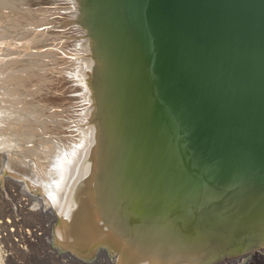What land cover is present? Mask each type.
<instances>
[{"label":"water","instance_id":"water-1","mask_svg":"<svg viewBox=\"0 0 264 264\" xmlns=\"http://www.w3.org/2000/svg\"><path fill=\"white\" fill-rule=\"evenodd\" d=\"M78 9L96 61L97 220L88 245H56L116 264L264 251V0Z\"/></svg>","mask_w":264,"mask_h":264},{"label":"bare ground","instance_id":"bare-ground-1","mask_svg":"<svg viewBox=\"0 0 264 264\" xmlns=\"http://www.w3.org/2000/svg\"><path fill=\"white\" fill-rule=\"evenodd\" d=\"M38 1L42 4L45 2ZM33 5H37V0H0V144L6 148L5 152L0 153V161L4 162L0 175L8 174L15 178L23 186V191L32 197V201L41 206L42 212L49 211L54 215L61 225L56 233L59 244L86 246L94 238L97 220L94 213V176L98 152L92 97L96 70L94 48L85 28L82 32L86 38H83L84 44L81 46L78 43L81 50L85 47V58L81 57V63L75 61L70 68L61 70V73L68 72L67 77H54L55 71L50 69V64L59 61L60 53L71 48L69 45L63 48L64 42L59 36V40L54 41L56 27L59 26L55 27L54 24L73 18H76L75 22L79 27L84 28L85 23L79 21L78 3L74 5L78 10L72 8L73 12L70 13L69 9L64 12L63 15L68 17L65 20L59 15L51 21L44 20L42 13H35L39 8L33 9ZM52 21H55L54 26ZM47 37L52 42L50 45L42 42ZM12 41L15 44L10 46L8 43L12 44ZM53 45L62 48L56 49L51 57H44L45 47ZM57 63L59 68L61 63ZM77 75H81L82 79ZM78 78V82L87 79L89 82H82L80 91L83 95L80 99L83 98L86 102L83 105L85 111L82 119L68 125L66 121L70 118L65 114L69 107L62 103L54 107L50 99L66 101L70 96L64 93V86L59 87L58 84ZM66 103L67 101L64 102L65 105ZM5 143L21 149L8 150ZM68 258L73 260L70 256ZM102 261L112 264L104 251L96 264H101ZM160 262L150 259L141 260L138 264ZM165 264H188V261L173 260Z\"/></svg>","mask_w":264,"mask_h":264},{"label":"rangeland","instance_id":"rangeland-1","mask_svg":"<svg viewBox=\"0 0 264 264\" xmlns=\"http://www.w3.org/2000/svg\"><path fill=\"white\" fill-rule=\"evenodd\" d=\"M77 1L78 0H45V2L42 4L40 3V1L37 0V5H33V9L39 8L38 9L39 11L36 9L37 11L35 10V13L36 12L42 13L44 20L51 21V20H54L55 17H59V15L62 16L61 17L62 20H65L66 18H68L66 15L65 16L63 15L65 14L64 13L65 11L67 12L68 9H69L68 10L69 12L70 11L73 12L74 9L78 10L77 9L78 7L77 8L75 7L76 4L78 3ZM47 15H49V17H52V19H48ZM69 20L59 22L60 24H57V25H56L57 22L54 24L55 21H52V25L54 24L55 27L59 25L58 27H56L57 29L55 30L57 31V34L54 38V41L59 40L58 38L60 37L62 42H64L63 48H66L67 45H69V47L71 46V48L70 49L67 48L64 51V53L63 52L60 53L59 61H55L53 65L50 64V69L52 71H55L53 72L55 73L54 77L55 76L62 77V75L64 77H67L68 72L61 73V70L62 69L64 70L65 68H68V67L70 68V65L76 62L81 63L83 61L82 59L85 58V53H84L85 47L83 50H81V46L84 44L83 40L86 39L85 36L82 35V32L83 30H85V28H83L82 26H81L82 28L77 26L75 22L76 18L69 19ZM78 33L81 35H79ZM50 37L43 38L42 42L45 43V45L47 44L50 45V43H52L50 40ZM10 42L8 43L10 46L15 44L13 41H12V44ZM78 43L81 44V46H79ZM60 48L62 47H58L55 45L45 47L44 57H47V56H48L47 58L51 57L54 51ZM62 54H64L65 56H63ZM57 62H60L62 66L61 64H59V68H58ZM79 77L82 79L81 75ZM78 81H79V78L73 79V80L71 79L70 81H65V83L63 82L61 85L58 84L59 87L64 86V93L67 96H70V97H67L66 105L64 104V102L66 101L58 102L54 100L53 98L50 99L54 107L59 106V104L61 103L65 107H69L67 108V114H65V116L67 115L70 118V119H67L66 121L68 122V125H72L73 121L82 119L81 117L83 116V112L85 111L83 105L86 102L83 100V98L80 99V96L82 95L80 91L82 88L81 85L83 84L82 82L86 84L89 82H88V79L86 81L83 80L82 82H78ZM69 83H72V84L69 85ZM53 101L56 103H54ZM64 129H66V131H69V129L67 130V127H64ZM5 145H8L7 147L8 150L15 149L13 147V144L5 143ZM5 149L6 148H3L2 144H0V153L1 151L5 152ZM20 149L21 148H18V149L16 148L15 150H20ZM3 164L4 162L0 161V169L2 168ZM7 175L8 174H4V176L0 175V176H3V178L0 179V264H96L99 261L102 251L97 252L96 253L97 255L94 256V258L90 260H85L83 258L76 256L70 251H65V250L60 249L55 243L56 240L58 243L60 242L58 241L56 237L57 230H59V228L61 227L59 221H57L54 215L50 213L49 211L42 212L40 209L41 206L36 201H32V197L30 198V196L25 191H23L22 189L23 186H21L20 183L17 180H15V178L13 179L12 176L10 175L7 176ZM260 253H264V252H260ZM69 256L73 260H70L68 258ZM247 257L248 256L242 258V260L236 263H232L231 261H228L222 264H227V263H230V264H264V258L259 257L251 261L249 259L246 260ZM107 258L111 259L110 261L112 264H116L115 260L111 256H108ZM61 261L65 263H60ZM101 264H108V263H106L105 261H102Z\"/></svg>","mask_w":264,"mask_h":264},{"label":"flooded vegetation","instance_id":"flooded-vegetation-1","mask_svg":"<svg viewBox=\"0 0 264 264\" xmlns=\"http://www.w3.org/2000/svg\"><path fill=\"white\" fill-rule=\"evenodd\" d=\"M259 257H261V258H264V253H252V254H250L248 257H247V259L246 260H253V259H255V258H259ZM251 261H249V262H251Z\"/></svg>","mask_w":264,"mask_h":264}]
</instances>
